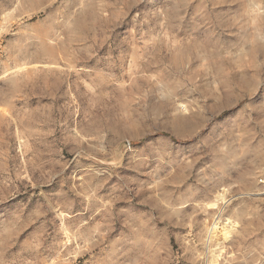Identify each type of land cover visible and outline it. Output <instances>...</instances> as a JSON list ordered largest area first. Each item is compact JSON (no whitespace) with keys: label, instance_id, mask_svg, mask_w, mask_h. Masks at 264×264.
<instances>
[{"label":"rangeland","instance_id":"rangeland-1","mask_svg":"<svg viewBox=\"0 0 264 264\" xmlns=\"http://www.w3.org/2000/svg\"><path fill=\"white\" fill-rule=\"evenodd\" d=\"M217 250L264 264V0H0V264Z\"/></svg>","mask_w":264,"mask_h":264},{"label":"bare ground","instance_id":"bare-ground-1","mask_svg":"<svg viewBox=\"0 0 264 264\" xmlns=\"http://www.w3.org/2000/svg\"><path fill=\"white\" fill-rule=\"evenodd\" d=\"M232 92H234V91H232ZM180 119H182L181 121H186L187 119H188V117H181ZM247 165V164H246ZM243 173V172H242ZM263 188V187H262ZM256 189V188H255ZM218 199V198H217ZM216 203V202H215ZM214 205V204H213ZM215 208V207H214ZM219 211V210H218ZM214 213V212H213ZM219 213V212H218ZM223 216V215H222ZM210 219H211V217H210ZM215 219V218H214ZM215 222V221H214ZM218 222V221H217ZM220 229H221V226H220ZM219 232H220V230H219ZM218 232V233H219ZM232 232V231H231ZM219 235H220V233H219ZM225 235V234H224ZM213 236V235H212ZM226 236V235H225ZM222 237V236H221ZM220 237V238H221ZM231 238V237H230ZM214 239V238H213ZM233 239V238H232ZM232 241V240H231ZM218 243V242H217ZM216 243V244H217ZM233 244V243H232ZM237 248V247H236ZM220 250H221V248H219ZM226 250V249H225ZM215 251V250H214ZM213 251V252H214ZM217 253H219V251L217 250L216 251ZM221 252V251H220ZM215 253V252H214ZM205 254V253H204ZM214 255V257H212L213 259L210 261V263H212V264H215L216 263V261H218L219 260V256H220V253L219 254H213Z\"/></svg>","mask_w":264,"mask_h":264}]
</instances>
